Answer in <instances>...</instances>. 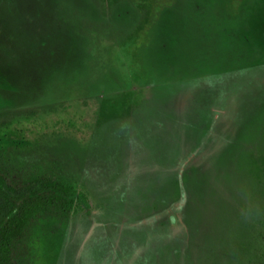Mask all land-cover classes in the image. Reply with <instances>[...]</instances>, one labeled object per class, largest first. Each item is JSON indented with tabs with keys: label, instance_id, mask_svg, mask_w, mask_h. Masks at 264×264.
Wrapping results in <instances>:
<instances>
[{
	"label": "rangeland",
	"instance_id": "1",
	"mask_svg": "<svg viewBox=\"0 0 264 264\" xmlns=\"http://www.w3.org/2000/svg\"><path fill=\"white\" fill-rule=\"evenodd\" d=\"M0 155L88 203L15 264H264V0H0Z\"/></svg>",
	"mask_w": 264,
	"mask_h": 264
},
{
	"label": "trees",
	"instance_id": "2",
	"mask_svg": "<svg viewBox=\"0 0 264 264\" xmlns=\"http://www.w3.org/2000/svg\"><path fill=\"white\" fill-rule=\"evenodd\" d=\"M2 159L0 155V264H15L12 253L37 216L53 214L66 219L78 209L75 203L79 208L88 203L60 174L19 169ZM178 180L182 195L181 177Z\"/></svg>",
	"mask_w": 264,
	"mask_h": 264
}]
</instances>
